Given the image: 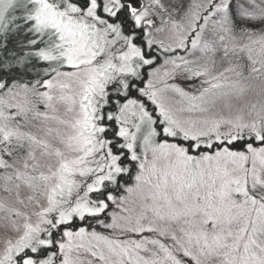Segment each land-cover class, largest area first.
I'll return each instance as SVG.
<instances>
[{
  "label": "snow or ice",
  "instance_id": "1",
  "mask_svg": "<svg viewBox=\"0 0 264 264\" xmlns=\"http://www.w3.org/2000/svg\"><path fill=\"white\" fill-rule=\"evenodd\" d=\"M0 264H264V0H0Z\"/></svg>",
  "mask_w": 264,
  "mask_h": 264
}]
</instances>
